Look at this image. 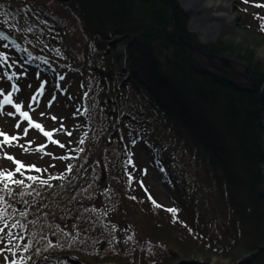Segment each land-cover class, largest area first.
<instances>
[{"label": "trees", "instance_id": "1", "mask_svg": "<svg viewBox=\"0 0 264 264\" xmlns=\"http://www.w3.org/2000/svg\"><path fill=\"white\" fill-rule=\"evenodd\" d=\"M54 3L59 13L27 0H0L2 18L17 21L9 24L20 45L0 42L17 61L44 76L59 65L84 83L86 133L68 157L72 164L48 180L22 178L15 189L24 194L29 184L35 195L29 209L36 212L23 221L33 225L16 232L24 236L20 264H175L193 253L202 262L179 264H214V256L227 264H264V105L247 80L229 72L250 76L264 96V62L255 55L264 37L245 27L253 45L199 44L179 9L174 31L171 0ZM128 142L148 147L170 182L177 226L168 208L130 194ZM120 219L127 229L120 231ZM100 242L114 248L101 251ZM124 246L132 253L122 254Z\"/></svg>", "mask_w": 264, "mask_h": 264}, {"label": "rangeland", "instance_id": "2", "mask_svg": "<svg viewBox=\"0 0 264 264\" xmlns=\"http://www.w3.org/2000/svg\"><path fill=\"white\" fill-rule=\"evenodd\" d=\"M27 2L33 3L32 5L34 7L41 9L42 11L59 13V9L55 8L54 0H27ZM175 2L177 5V10L175 12L176 16L179 9L185 16L186 30L195 37L196 42L199 44H214L220 39L234 43L244 40L245 43L252 44V39L246 36L244 30L245 27L256 34L260 33L261 36L264 37V32L260 30V24L262 21L257 18L264 17V7L254 6L255 4H264V0H249V3H245L244 0H207L206 4L211 3V5H214L216 3L226 8V10L224 9L223 11H216L214 9L209 13L210 16L214 15V13H217L216 16L223 15V13L225 14L227 18L219 24H214V21L207 20V13L205 11H200V7L195 6L200 3L201 0H175ZM2 20H4V18L0 17V21ZM35 22L39 25L37 19L31 17L29 23L36 25ZM9 23L15 24L17 21L12 20ZM0 28L19 44L20 39H17L18 37L15 35L11 24H0ZM4 44V42H0V53H3L7 57V62L6 64L0 63V91H4V93L7 94L12 91L13 84L17 85L20 91L14 93V102H21L25 105V108L22 110H28L32 119L40 123L46 131H53V139L64 144L65 147L60 148L58 145L51 144L38 130L30 129L28 136L23 137L17 143L27 146L29 141H33L31 145L32 149H35L38 145H46L43 151L45 153H50V155H42L39 152L31 150L25 152L22 148L16 146H5L0 150V170H15V165L2 158L4 153H7L23 162L25 165H35L36 168L46 170L40 172L22 170L24 171V175L20 176L19 174H16L14 177L15 179L26 178L30 175L37 177V180L51 179L58 176L67 168L66 164L70 163L68 162V157L79 147V141L82 139V135L86 133V123L83 117L81 100V85L84 89V83H80V79L78 80V78L65 67L59 65H54L52 68H49V74L44 76L45 72L43 70L40 72L37 68H28L27 65L25 66L23 63L17 61L19 55L11 54L12 51L9 50V48H6L5 50V47H3ZM122 50V46L117 44L116 51L122 52ZM255 55L258 60L264 62V38L259 39ZM3 65H6V68L9 70L10 74H8V76L5 74L7 70H5L6 68ZM9 76L12 77L11 80L8 78ZM60 77H63V79H60ZM40 85H43V94L38 97L39 105L33 103L35 111H31L26 108V105L31 102V96L36 95L37 91H39ZM2 99L3 97L0 96V100ZM2 112L3 114H0V131L9 135L23 136L22 129L27 126V122L22 121V118L15 112V109H13L11 105H5ZM9 112L13 113V115H8ZM41 112L44 113L43 116L40 115ZM52 117L56 118L55 121L51 119ZM18 122L21 124L20 129L14 127ZM61 125L63 131L56 132L55 130L61 128ZM68 132L71 133L70 136L66 134ZM0 139H3V137H0ZM106 140L108 142L112 141L110 133L106 135ZM125 145L126 151L131 155L130 165L133 176V188L130 191V194H136L139 203H144L143 200H147L144 205H148V202L153 205L152 200H154L157 204L162 206L159 207V209L172 208L174 205V196L170 182L157 172L158 165L156 164V159L153 157V154L150 153L149 148L141 143L129 146L128 142L125 143ZM61 156L67 158L63 160L54 158ZM53 165L54 167H52ZM16 187L17 185L15 184H9V188L4 189V184L0 183V197H3V200L0 201V214H3L2 219H0V227H3L4 224H8L9 227L5 229V233H12L11 243H8L7 237H5L4 241V244H8L10 250H6L4 246L0 244V252L3 253L0 255V264H12L13 261H15L16 264H20L23 255L22 257L19 255V249L22 247L18 245V241L21 239L20 235L22 237L24 236L22 234L17 236L16 232L24 229L21 226L29 227L30 224L33 225L34 223L33 221H30L27 225L23 222L27 216L32 217L31 213L36 212V210L30 212L29 209L33 204V197H35L33 194L34 191L28 184L23 187L25 191L24 194L20 191V194H16ZM97 195L99 198L98 205L101 206L103 204V198L100 197L99 189ZM28 196H30V198ZM149 196L152 197V200L148 199ZM38 197L42 199L41 196H36V198ZM77 200L79 203L83 202V198H77ZM35 204L37 203L35 202ZM17 205H23L24 208L17 210ZM60 211L63 212V209ZM9 216L14 217V220L9 221ZM114 217V214H111L110 219L112 222H114ZM28 219L32 220L31 218ZM62 219L66 221L68 220V217L62 216ZM183 219L187 220L186 216H184ZM176 221L177 222L175 223L177 226V215ZM116 222L121 224H117L120 231L124 228L127 229V226L121 219L116 220ZM110 223L111 222H107L108 225ZM112 228H114V225ZM67 229L68 228H64L62 230L66 231ZM129 234L132 242L137 243L138 241H143L139 237L140 235ZM100 243H104L105 245L101 251L105 250V248H114L112 243H109V247H107L108 245L105 242ZM143 244L141 243L140 245ZM150 244L157 246L154 242H150ZM121 251L122 254L132 253V251L126 246H124ZM13 253H15V255H13ZM189 256L191 258L190 260L178 261L175 264L184 262H202L203 258L200 254L193 253ZM5 257H7V260H5ZM211 262L214 264H227L228 260L214 256Z\"/></svg>", "mask_w": 264, "mask_h": 264}, {"label": "snow or ice", "instance_id": "3", "mask_svg": "<svg viewBox=\"0 0 264 264\" xmlns=\"http://www.w3.org/2000/svg\"><path fill=\"white\" fill-rule=\"evenodd\" d=\"M244 2L249 3V0H244ZM254 6L255 7H264V4H255ZM6 16H7L6 13L0 12V17H6ZM257 18L262 21L260 24V30L262 32H264V17H257ZM0 24H9V21L5 18L4 20L0 21ZM6 39H7L6 36H4L3 34H0V41L6 40ZM3 47L7 48L8 45L4 44ZM6 62H7V57L3 53H0V63H6ZM8 78L10 80L12 79L11 76H9ZM60 79H63V77H60ZM19 91H20V89L15 84L12 85V91L8 92L7 94H5L4 91H0V96L3 97V99L0 100V114H3L2 109L4 108L5 105H11V107L13 109H15V112L18 113L19 116L22 118V121L27 122V126L22 129L23 136L9 135L7 133L0 131V137H3V139H0V150H2L5 146H7V147L16 146V147L22 148V150L25 152H29L31 150V151L39 152L42 155H50V153H45L43 151V149L46 147V145H38L35 149H32L31 145H32L33 141H29L27 146L20 145L17 143L23 137L28 136L30 129L38 130L40 133L43 134L44 137H46L48 139V141L51 144L58 145L60 148H64L65 147L64 144L53 139V135H54L53 131H46L40 123H38L32 119L28 110H22L23 108H25V105H23L21 102H14L13 95H14V93L19 92ZM42 94H43V85H40L39 91H37L36 95L31 96V98H30L31 102H29L26 105V108L31 110V111H35V108L33 107V103H35L36 105H39L38 97L41 96ZM8 115H13V113L9 112ZM40 115L43 116L44 113L41 112ZM51 119L53 121H55L56 118L52 117ZM14 127L16 129H20L21 124L18 122L14 125ZM55 131L56 132L63 131L62 125H61V128L56 129ZM66 134L69 136L71 135L70 132H68ZM79 142L82 144L84 141L81 139ZM2 158L10 161L13 165H15L14 171L0 170V183L4 184V189H8L9 184H15L17 186H23L24 185V180L14 178L16 174L23 176L24 171H22V170L36 171V172L46 171V170L36 168L35 165H25L23 162L17 160L15 157H13L7 153H4V156ZM54 158H58V159L63 160V159H66L67 157L61 156V157H54ZM52 167H54V165ZM69 170H70V168H69ZM27 179L30 181L36 182L38 178L30 175L27 177ZM40 183L41 184H47V181H40ZM148 199L152 200V197L149 196ZM2 200H3V197H0V201H2ZM152 203H153L154 207H157V208L162 207L161 205L157 204L154 200H152ZM166 211L170 212L173 215V222L174 223L177 222L176 221L177 209L169 208V209H166ZM2 217H3V214H0V219H2ZM8 227H9L8 224H4L3 227H0V244H2L6 250H10V249L8 248V244H4L5 237L8 238L9 244L11 243V237H12L11 232L5 233V229H7ZM2 254L3 253L0 252V255H2ZM13 255H15V253H13ZM5 260H7V257H5ZM12 264H16V262L13 261Z\"/></svg>", "mask_w": 264, "mask_h": 264}, {"label": "water", "instance_id": "4", "mask_svg": "<svg viewBox=\"0 0 264 264\" xmlns=\"http://www.w3.org/2000/svg\"><path fill=\"white\" fill-rule=\"evenodd\" d=\"M171 3H172V6H173V29L177 33L176 24H175V17H176L175 12L177 10V5H176L175 0H171ZM0 34H3L4 36L7 37V39L5 40L6 42H8V43H10L12 45H18L17 41H15L14 39L10 38L4 31L1 30V28H0ZM178 37L189 49L198 50V48L193 43L185 41L179 35H178ZM39 58L41 60L47 61V59H45L43 57H39ZM229 72L237 74V75L243 77L245 80H247L249 82V84L251 85V87L258 91V93H259V95H260V97H261V99L263 101V105H264V96H263L259 86L254 82V80L250 76L242 74V73H240V72H238L236 70H230ZM104 246H105L104 244L100 245V250H102Z\"/></svg>", "mask_w": 264, "mask_h": 264}, {"label": "bare ground", "instance_id": "5", "mask_svg": "<svg viewBox=\"0 0 264 264\" xmlns=\"http://www.w3.org/2000/svg\"><path fill=\"white\" fill-rule=\"evenodd\" d=\"M206 2L207 0H201V2L196 4L195 6L200 7V11H205L207 13V20L214 21V24H219L220 22H223L227 18L224 13L223 15H219V16H216L217 13L216 14L214 13V15L210 16L209 13L214 9L216 11H223L224 9L226 10V8H224L220 4L215 3L214 5H211V3L206 4Z\"/></svg>", "mask_w": 264, "mask_h": 264}]
</instances>
